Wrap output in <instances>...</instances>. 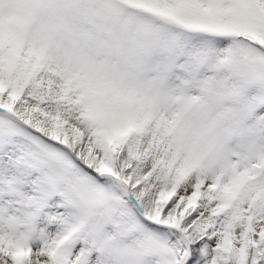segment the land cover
<instances>
[{
  "label": "snow or ice",
  "instance_id": "snow-or-ice-1",
  "mask_svg": "<svg viewBox=\"0 0 264 264\" xmlns=\"http://www.w3.org/2000/svg\"><path fill=\"white\" fill-rule=\"evenodd\" d=\"M0 264H264V0H0Z\"/></svg>",
  "mask_w": 264,
  "mask_h": 264
}]
</instances>
